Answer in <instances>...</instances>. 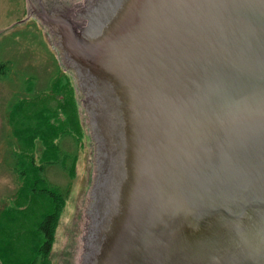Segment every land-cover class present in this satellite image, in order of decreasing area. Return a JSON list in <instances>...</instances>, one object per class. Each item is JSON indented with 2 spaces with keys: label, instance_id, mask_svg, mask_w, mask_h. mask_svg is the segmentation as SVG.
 <instances>
[{
  "label": "water",
  "instance_id": "1",
  "mask_svg": "<svg viewBox=\"0 0 264 264\" xmlns=\"http://www.w3.org/2000/svg\"><path fill=\"white\" fill-rule=\"evenodd\" d=\"M50 1L96 145L80 264H264V0Z\"/></svg>",
  "mask_w": 264,
  "mask_h": 264
},
{
  "label": "trees",
  "instance_id": "2",
  "mask_svg": "<svg viewBox=\"0 0 264 264\" xmlns=\"http://www.w3.org/2000/svg\"><path fill=\"white\" fill-rule=\"evenodd\" d=\"M77 111L74 88L61 75L44 94L9 104L11 169L17 188L0 209V264H49L84 139ZM51 166L66 174L63 189L46 178Z\"/></svg>",
  "mask_w": 264,
  "mask_h": 264
},
{
  "label": "rangeland",
  "instance_id": "3",
  "mask_svg": "<svg viewBox=\"0 0 264 264\" xmlns=\"http://www.w3.org/2000/svg\"><path fill=\"white\" fill-rule=\"evenodd\" d=\"M36 1L0 0V209L9 204L17 188L11 169L9 104L24 96L44 94L52 79L61 75L74 88L84 139L81 149L77 151L76 171L56 229L49 264H80L86 212L91 202L90 190L95 175L96 145L81 105L84 96L78 87L76 74L63 60L56 29L34 14L31 5ZM42 2L45 8L53 5L50 0ZM46 178L60 189L68 183L66 174L58 166L48 167Z\"/></svg>",
  "mask_w": 264,
  "mask_h": 264
},
{
  "label": "flooded vegetation",
  "instance_id": "4",
  "mask_svg": "<svg viewBox=\"0 0 264 264\" xmlns=\"http://www.w3.org/2000/svg\"><path fill=\"white\" fill-rule=\"evenodd\" d=\"M54 1H56V0H54ZM45 3H47L46 0H45ZM31 6H32V10H33L35 15H37V13L41 12L42 9H47V8H45V4H43L42 0H37L35 3H32Z\"/></svg>",
  "mask_w": 264,
  "mask_h": 264
}]
</instances>
